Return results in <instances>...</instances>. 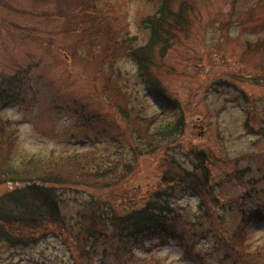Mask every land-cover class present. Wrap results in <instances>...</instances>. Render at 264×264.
Returning <instances> with one entry per match:
<instances>
[{"label":"rangeland","instance_id":"374dc122","mask_svg":"<svg viewBox=\"0 0 264 264\" xmlns=\"http://www.w3.org/2000/svg\"><path fill=\"white\" fill-rule=\"evenodd\" d=\"M187 1L194 5L186 18L189 28L160 59L161 68L142 77L128 52L147 42L141 23L158 9L156 0H0V94L19 97L0 108V120H12L17 129L13 158L91 148L95 142L88 136L99 124L109 131L103 140H117L114 152L127 151L134 145L130 128L138 114L183 115L187 125L177 146L143 157L129 176L132 184L117 189V197L115 187L95 195L104 202L102 212H122V203L142 200L159 181L162 159L189 164L192 148L213 159L216 180L242 168L258 174L264 166V0ZM179 6L180 1L173 10ZM20 72L25 76L16 87ZM154 80L168 96L150 83ZM166 99L176 104L174 110ZM245 191L226 182L219 198L236 199ZM68 194L69 212L78 200L90 199L81 191ZM198 203L193 196L179 200L189 214ZM231 217L227 212L220 222L226 239ZM201 239L203 264H218V235ZM246 242L253 257L259 252L264 257V220L254 219ZM72 252L61 238L25 250L0 245V264H76ZM91 264L107 263L99 251ZM136 264L202 263L170 242L139 249Z\"/></svg>","mask_w":264,"mask_h":264},{"label":"trees","instance_id":"16d2710c","mask_svg":"<svg viewBox=\"0 0 264 264\" xmlns=\"http://www.w3.org/2000/svg\"><path fill=\"white\" fill-rule=\"evenodd\" d=\"M179 1L180 6L174 11ZM156 2L158 9L141 23L148 33L147 42L128 52L142 77L151 69L161 68L160 59L167 56L180 32L189 28L186 18L194 8L187 0ZM30 70L23 73L29 74ZM23 73L18 74L16 87L21 83L18 78L25 76ZM150 83L160 94L168 96L161 82ZM4 94H0V108L8 100L19 101V97ZM163 102L168 109L176 107L167 99ZM100 121L99 117L98 123ZM131 123L134 145L127 151L120 148L114 152L112 149L117 148L112 144L117 140L112 144L103 140L109 131L99 124L92 127L94 135L88 136L95 142L91 148L51 154L46 158L31 156L15 160L17 129L12 120L1 119L0 245L25 250L50 238H61L76 255V264H91L93 255L99 251L107 264H136L139 249H157L176 242L186 258L203 264L201 236L213 232L221 241L215 249L222 257L218 264H264L262 252L253 257L246 249L254 219L264 220V166L258 174L257 169L253 172L254 169L242 168L234 176L226 174L223 180H216L211 167L213 159L205 150L192 148L186 155L189 164L172 156L162 159L160 175L156 174L159 181L142 200L122 203V212L115 209L102 212L104 202L95 195L115 187L116 193H112L117 197L118 190L132 184L129 176L141 159L168 149L170 144L177 146L187 125L183 115L167 118V115L138 114ZM78 141L84 143L85 140ZM103 142L105 144L101 145ZM226 182L246 187V191L236 199L221 201L220 189ZM69 191L89 193L90 199L78 200L73 212H69ZM191 196L199 198V203L191 207L193 212L189 214L179 200ZM227 212L233 216L229 239L223 237L225 230L220 224Z\"/></svg>","mask_w":264,"mask_h":264}]
</instances>
